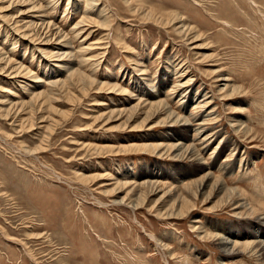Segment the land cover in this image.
Masks as SVG:
<instances>
[{
  "label": "rangeland",
  "instance_id": "obj_1",
  "mask_svg": "<svg viewBox=\"0 0 264 264\" xmlns=\"http://www.w3.org/2000/svg\"><path fill=\"white\" fill-rule=\"evenodd\" d=\"M42 1L70 57L58 61L59 35L13 49L0 22V53L31 70L0 72V264H264L248 235L264 216V0H99L107 11L85 15L108 25L78 37L85 0ZM177 141L206 163L169 151Z\"/></svg>",
  "mask_w": 264,
  "mask_h": 264
},
{
  "label": "bare ground",
  "instance_id": "obj_2",
  "mask_svg": "<svg viewBox=\"0 0 264 264\" xmlns=\"http://www.w3.org/2000/svg\"><path fill=\"white\" fill-rule=\"evenodd\" d=\"M48 1V0H47ZM46 1V2H47ZM99 0H85V8H84V10H82L81 11V14H82V16H81V19H80V21L79 22H76L75 23V25L73 26V28H72V32H74L75 34V36L77 35V37H78V35L81 33V31L84 29V27L86 26V27H90L91 25H95V26H97V27H102L103 28V26H106V25H108V21H106L105 20V18H100V17H98L97 15L98 14H100V13H102V12H104V11H107V10H104L105 8L102 6V8H100V7H98V6H96V3L98 2ZM44 1H42V0H0V9H3V11H4V13H5V11H7V13H5V14H3L2 12V14L3 15H0L1 17H0V22H3L4 24H7L6 25V27L4 26L3 28H2V30H4L5 31V33H6V38H8L9 37V35H10V33L11 34H14V35H17V38H14V36H13V38H12V41H13V45H12V48L13 49H16L15 47L16 46H18L17 44H20L19 43V39H25V40H29V41H33V43H35V41H37L39 38H40V35H43V38H42V42L43 43H48L47 41H50V40H52V36L53 35H59L58 37H60L59 39H58V41H56V42H54V45L55 46H59L60 48H59V50H58V52H57V55H58V57H57V59H58V61H61V60H63V59H65L66 57H70L71 56V53H70V51H68V50H70L72 47H71V45H70V41L68 40V38H67V36L65 35V34H62L61 32H60V30L58 29V27H53V25L50 23V21H46V17L47 16H44V11L45 10H47L46 9V4H44L43 3ZM128 3V2H127ZM126 3V4H127ZM5 4V5H4ZM21 6V7H20ZM95 7H97L96 8V13H98L97 15H95V17L94 18H92V16L91 15H85L86 13H89L90 12V14H91V11H93L94 9H95ZM12 8H16V9H13V11H11L10 12V10L12 9ZM130 9H132L133 10V6H132V8L130 7ZM135 9V8H134ZM87 10V11H86ZM66 11H67V9H66ZM94 13V12H93ZM92 13V14H93ZM108 14V13H107ZM102 15V14H101ZM106 17V16H105ZM172 18H173V21L174 22H176L177 24H174V29H176V28H178V32H179V34H182L184 37L188 34V33H192L194 36H190L192 39H197V38H199V37H201L200 35H197L196 34V32H195V29L193 28V27H189L188 25L186 26L184 23V18H182V17H180V16H178L177 14H175V15H172ZM77 24H81L82 25V27L81 28H78V27H76L77 26ZM178 24H179V26H178ZM187 24V23H186ZM176 25L178 26V27H176ZM1 27V26H0ZM9 29V32H8V29ZM52 30V31H55V32H52V31H49V30ZM1 31V30H0ZM176 31V30H175ZM17 33V34H16ZM47 33H50V34H48V35H46ZM89 34H91V30H89L88 31V33H87V35H86V37H88V35ZM50 35H52L51 37H50ZM12 37V36H11ZM100 38H102V37H100ZM99 38V39H100ZM11 39V38H10ZM86 38H84V40H85ZM189 40H190V38H189ZM11 41V40H10ZM11 41V42H12ZM39 43V42H38ZM41 43V42H40ZM47 45V44H46ZM54 46V47H55ZM92 46H93V44H87L86 46H83V43L82 44H80V47L76 50L77 51V53H81V55H80V57H79V62L81 63V62H89V61H91L92 59H93V57L95 58V56H90V55H87V54H90V52H91V50H93V49H95V48H92ZM36 48H38V47H36ZM13 49H11V52H14V50ZM51 50H56V49H51ZM61 51V52H60ZM55 53V52H54ZM6 54V53H5ZM24 54V53H23ZM84 54V55H83ZM96 54V53H95ZM99 54V53H98ZM86 56H88V57H86ZM53 59H54V57H53ZM76 61V60H75ZM98 64V63H97ZM19 64H17L15 61H12V60H10V59H8L7 57H5L2 53H0V72H1V74L2 73H5L4 75L6 76V77H9V79H11L12 80V82H16V83H19V78H25V79H27V77H31V70H30V68L29 67H26V66H23V65H19ZM43 65H44V63H43ZM77 65H78V63H77ZM45 66H46V64H45ZM60 69H62V68H60ZM23 76V77H22ZM36 79V78H35ZM34 79V80H35ZM38 79V78H37ZM38 80H40V79H38ZM38 80H37V82H38ZM220 80H223L222 78L220 79ZM226 80V79H225ZM187 81H189V80H187ZM36 82V83H37ZM75 82H80V83H82L83 84V80L82 79H77V80H75ZM103 83V82H102ZM115 83V82H114ZM15 84V83H14ZM22 85V87L21 88H23V89H26L27 90V86H28V84L27 83H25V82H23V83H21ZM90 85H93L92 83H89ZM183 85V84H182ZM20 86V85H19ZM95 86L96 87H98V89H103V88H106V89H113L114 87H116L115 85H111V84H99V83H96L95 84ZM178 86H180L179 84H178ZM182 87V86H181ZM22 89V90H23ZM87 89H89V88H87L86 87V85H84L83 84V86H81V90H83V91H87ZM149 93H151L150 91H149ZM152 94V93H151ZM154 95H156V94H158V91H155L154 93H153ZM207 95V94H206ZM205 95V96H206ZM189 98V97H188ZM207 98V97H206ZM35 100V96L34 95H32L31 94V98L29 99V102H27V104H32V102ZM205 100V99H204ZM203 101V100H202ZM148 103V102H147ZM153 102H150V104H149V106L148 107H151L150 105L152 104ZM155 103V102H154ZM153 103V104H154ZM157 103H158V101H157ZM26 104V102H21L20 104H18V107H19V110H20V112L22 113L23 111V113H25V110H26V107H23V106H25V105H27ZM43 104H44V102H41L40 104H38L39 105V109H41L42 108V106H43ZM152 104V105H153ZM34 105V104H33ZM160 105V104H159ZM203 105L204 106H207V105H209L208 104V102H204L203 101ZM39 111V110H38ZM36 112H37V110H36ZM41 112H42V109H41ZM206 115H208V114H206ZM39 116H41L42 117V120H39V122L38 123H40V122H43L45 119H46V116L45 115H43V114H40ZM171 114H169L168 115V119H169V122L170 121H172V122H181L183 119H181V118H179L178 116H172ZM201 116V115H200ZM200 116H199V118H200ZM195 118V117H194ZM187 119V118H186ZM195 120H197V119H195ZM201 120L202 121H205V119L204 118H201ZM200 120V121H201ZM190 122V121H189ZM187 120L185 121L184 120V123L182 122L181 124L182 125H187L186 123H189ZM195 122V121H194ZM192 123V122H191ZM32 124H33V122H32ZM190 124V123H189ZM194 125H196V124H194ZM199 125V124H198ZM46 126V125H45ZM44 126V127H45ZM200 127H194L193 128V131H194V133L196 134V135H199L200 133L202 134L204 131H205V129H204V126H203V123L202 124H200L199 125ZM42 128V127H41ZM207 128V127H206ZM213 133V132H212ZM204 135V134H203ZM212 135V134H211ZM213 135H215V133L213 134ZM207 134L205 135V137L203 138V140H205V139H207ZM210 139V138H209ZM199 143V142H198ZM202 143H204V141H202ZM205 144H207L206 142H205ZM162 148V146H160V144H156V145H143V146H140V148L139 149H142V150H144L145 152L146 151H157V148ZM204 147L205 148H208V145H204ZM147 148V149H146ZM149 148H151V149H149ZM158 148V149H159ZM170 148V149H169ZM169 151L171 150L172 152H174V153H177L178 154V152L180 151V150H186V151H189L190 152V155L192 156V158H193V160H195V162L198 164V165H204L205 163H206V161H204L203 159H202V157H200L199 156V154H198V152L196 151V148L193 146V145H191L190 146V148L188 147V146H185L184 144H183V142L181 143V142H176V143H173L172 145H170L169 146ZM164 149V148H163ZM167 149V148H166ZM202 149V148H201ZM160 151H161V149H160ZM163 152V151H162ZM165 152V151H164ZM162 155V154H161ZM215 161H216V158L214 159V161H213V163H212V165L213 164H215ZM224 162V161H223ZM222 162V163H223ZM153 166H154V164H153ZM219 166V165H218ZM229 166V165H228ZM228 166L226 167V166H223V168L225 169V171H226V173H231L232 172V167H230L229 169H228ZM147 167V166H146ZM145 167V168H146ZM157 167V166H156ZM155 169V168H154ZM221 169V168H220ZM151 171V170H150ZM151 173V172H150ZM152 174H153V172H152ZM158 174V173H157ZM148 175V174H147ZM211 174L210 173H206L205 175H204V181H203V186H212L213 188H215V187H218V186H214L213 185V182L214 181H211V182H209L208 183V179H209V176H210ZM145 176V175H144ZM212 176V175H211ZM151 177V176H150ZM212 178V177H211ZM122 182V181H121ZM118 184V183H117ZM121 184H123V183H121ZM143 185H146L145 187L147 188V189H151L150 191L151 192H155V191H158L157 190V188H155V186H153L154 185V183H142ZM216 184H217V182H216ZM221 184V183H220ZM219 184V187H220V189H224L223 188V184H221L220 185ZM123 185H125V184H123ZM158 186V185H157ZM137 187V186H136ZM211 188V187H210ZM264 188V187H263ZM205 189V188H204ZM263 192H264V190H263ZM141 194V193H140ZM140 196V195H139ZM208 196V195H207ZM124 197V196H123ZM246 200V199H245ZM246 203L247 204H249L248 202H247V200H246ZM254 209L253 208H251V212L252 213H254L255 212V210L253 211ZM260 212V211H259ZM182 213V212H181ZM256 217V216H255ZM261 218H264V216L263 217H261ZM261 218H259V217H257V222H256V225H257V227L256 228H254V230H252V231H250L251 232V234L249 233L248 235H249V237H250V235L251 236H254L252 239H253V242H251V243H255L257 246H260V248H264V229H262V227L260 226L261 224H263L262 223V221H259ZM263 222H264V220H263ZM258 223V224H257ZM259 225V226H258ZM222 238V237H221ZM224 238V237H223ZM222 241V243L224 244V245H228V244H230L229 243V241H228V237H226V239H222L221 240ZM221 241H220V243H221ZM226 243H228V244H226ZM234 243H236V242H233V244ZM250 242H247V244L249 245V244H251ZM233 249V248H232Z\"/></svg>",
  "mask_w": 264,
  "mask_h": 264
}]
</instances>
